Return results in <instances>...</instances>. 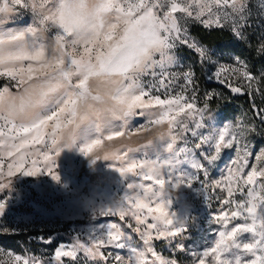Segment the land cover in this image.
<instances>
[{
	"label": "snow or ice",
	"instance_id": "1",
	"mask_svg": "<svg viewBox=\"0 0 264 264\" xmlns=\"http://www.w3.org/2000/svg\"><path fill=\"white\" fill-rule=\"evenodd\" d=\"M12 4L18 9H30L34 21L24 29L0 35V76L23 85L18 95L12 94L8 88L0 92V120L4 121V127L10 124L12 129L18 128V132H34L33 141L40 143L44 139L41 130L48 121L55 119L56 128H59L60 118L67 112L70 117L67 123L74 125L64 133L63 144H68L78 126L72 119L77 117L78 112L79 122L89 121L96 124L97 129L98 121L110 123L111 118L126 121L128 118L148 117V124L142 129L144 132H148L150 126L167 124V132L162 131L160 139L165 141V149L170 155L162 159L158 155L156 159L139 165L143 173L141 179L153 183L143 185L133 182L128 185L129 189H143V199L139 194L136 197L129 195L122 206L115 211L108 210L109 215H118L121 221L129 215L135 219L137 227L132 229L131 224L125 226L138 235L142 246H134L123 229L112 223L108 229L94 234L91 243L78 242L77 247L89 257L104 260L105 264L108 258L101 251L105 246L128 249L126 256L117 254L113 264H177L176 260L166 259L157 253L153 244L155 240L175 238L186 232V228L178 224L169 211H165L167 205L163 197L167 188L178 184L191 186L197 180L203 187L211 184L208 179L210 168L223 149L234 148L241 151L240 158L230 162L225 180H217L214 185L219 189L222 183L225 184L228 198L222 202L230 205L233 203V184L243 192L240 181L244 186L256 184L257 177L264 176V168L258 170L253 166L244 174L251 154L246 144H240V140L245 137L247 129L241 124L230 123L217 127L214 113L207 107L197 108L193 102L198 98L197 70L192 65L184 69L175 50L182 46L194 51L198 57L196 64L201 69H207L208 79L241 94V86H233L221 76L225 72H233L240 81L251 82L254 77L246 62L235 57L238 66L225 68L214 49L189 38V28L191 24L198 23L206 30L229 29L237 39H244V29L250 26L248 21L252 8L259 7L264 13V0H260L259 5H254L252 0H41L39 4L35 0L32 3L29 0H12ZM18 9L0 7V13L16 12ZM176 13L182 15L177 16ZM6 18L0 17V24ZM53 29H56L54 36ZM80 46H83V54L77 51ZM68 48L71 50H66ZM102 48L105 51H100ZM261 50L264 51V45ZM24 61H29L26 68ZM32 61L38 62L39 68H34ZM172 68L182 70L174 72ZM93 77H103L107 81L104 90L94 96L88 86ZM175 86H179L180 92L169 96ZM248 86H251L250 83ZM189 88L190 96L185 95ZM161 91L163 98L161 94H153ZM49 112L51 114H47ZM259 114L264 119V111ZM190 124L192 127H189ZM205 128L208 131H200ZM53 132L51 143L56 146L55 129ZM115 135L122 133L116 132ZM188 135L194 138L191 148L187 147ZM4 136V131L0 130V137ZM17 138L20 141L18 144L5 143L8 156H13L14 151L18 152L31 142L27 136L19 134L7 137V140ZM107 138L111 140L113 137L110 135ZM178 142L184 146L177 147ZM100 143V139H94L82 151L90 154L93 147ZM59 149L57 146L52 150L58 152ZM103 158L108 160L110 157L105 155ZM257 159L264 160V149ZM44 161L45 169L56 178L47 153L44 154ZM36 164L34 160L32 166L25 169L21 157L16 164L8 165V174L12 176L17 171L34 175L41 171ZM184 164L191 166L193 174L181 171ZM137 167L133 161L117 170L125 175ZM161 168L170 170L167 180L162 178ZM174 172H179L180 176H174ZM4 186L0 184V188ZM259 189L264 193V184ZM247 197V202L236 203L230 214L221 210L213 217L216 224L224 222L225 228L230 219H251L250 224L237 223L230 230L218 232L219 239L214 246L203 252V257L213 254L214 264H233L232 260L221 259L222 253H229L233 248L242 247L254 256L257 250L264 253V195L250 188ZM3 206L0 203V210ZM239 233H256L259 239L241 245L237 242ZM179 248L183 251L184 245L180 244ZM75 256V250L67 251L59 246L54 252L55 258L75 259ZM20 260V256L15 257L17 264ZM23 264H29V260L24 259ZM33 264H43V261H33ZM196 264H205V259L198 258ZM234 264H264V255L243 262L237 256Z\"/></svg>",
	"mask_w": 264,
	"mask_h": 264
},
{
	"label": "rangeland",
	"instance_id": "2",
	"mask_svg": "<svg viewBox=\"0 0 264 264\" xmlns=\"http://www.w3.org/2000/svg\"><path fill=\"white\" fill-rule=\"evenodd\" d=\"M33 0H29L32 3ZM41 0H35L39 4ZM254 5H259L260 0H252ZM17 8L12 4V0H0V7ZM177 16L182 15L176 13ZM0 17H7L0 24V35L7 31H18L33 24L34 14L30 9H18L16 12L0 13ZM249 27L244 29V40L254 51V58L260 60L264 56L261 50L264 45V13L260 12L259 7H253L249 18ZM205 30L198 23L191 24L189 28V38L203 44L197 38L199 30ZM230 33L231 37L236 38L232 31L224 29ZM56 29L52 30L54 36ZM204 45V44H203ZM215 50L221 58V64L225 68H236L234 58L246 62L248 70L252 73L254 79L251 82H242L233 72H225L221 79L229 81L233 86H241L245 92H252L260 101L264 100V66H254L244 57L235 53L218 50L216 46H208ZM66 50H71L70 48ZM77 51L83 54V46ZM105 51V49H100ZM176 56L186 69L189 65L196 68V77L198 83L197 99L193 101L197 108L207 107L215 114V125L223 127L225 124H241L247 132L245 137L240 140L241 145H247V151L251 154L247 160V167L244 174L250 171L253 166L257 169L264 168V160L257 159L264 149V144L258 139L260 135L259 125L250 113L247 112L244 105L238 100H234L232 94L218 91L215 88H206L200 79L202 72L208 76L207 69H201L196 64L197 59L193 60L195 54L190 53L188 48L179 47L175 50ZM95 55V52L92 53ZM47 56V53H46ZM252 62V61H251ZM29 61H24L23 66L26 68ZM34 68H39L36 61H32ZM174 72H180V68H172ZM2 71V69H0ZM36 75L33 74V79ZM147 79V78H145ZM25 80L27 76L25 74ZM75 82V81H74ZM127 83V81H125ZM181 83H183L181 81ZM250 83V87L248 86ZM107 81L103 78L93 77L89 80V89L93 92L103 91ZM5 88L12 94H19L23 85L11 81L6 76H0V92ZM179 86H175L174 92L169 96L179 93ZM161 94L163 98L162 91ZM185 95H191V88ZM209 96L211 99H209ZM144 99H147L145 97ZM96 103V102H93ZM156 111V109H150ZM47 114H51L50 112ZM67 112L60 118V127L56 128L55 119L48 121L47 125L41 130L44 139L40 143L33 141L36 133L25 134L12 129L9 124L4 127V121L0 120V130L4 131L5 136L0 137V184L5 185L0 188V203L3 209L0 210V264H17L16 256H20L19 264H23L24 259L33 261H43V264H105V261L99 257L92 258L80 251L77 247L78 242L91 243V237L116 223L121 227L124 233L130 237L131 242L136 247L142 246V241L132 230L137 227L135 219L130 215L125 221H121L118 215H109L108 210L115 211L125 203V197H136L138 194L143 199V189H129L128 185L133 182L147 185L152 181L141 179L143 173L139 165L150 162L159 155L161 159L170 155L165 149V141L160 139V133L167 132V124L150 126L148 132H144L143 126H147L148 117L123 119L111 118L110 123L98 121L99 129L96 124L89 121L79 122V112L77 117L72 118L78 126L75 127L74 138L68 144H63L64 133L68 128L74 127L69 125ZM189 127H192L190 124ZM57 136V145L53 146L51 141L53 130ZM200 131H208L207 128ZM116 132L122 135H115ZM27 136L29 144L13 153V156L7 155L5 143H20L19 139L7 140V137ZM112 136L109 140L107 137ZM100 139L101 143L95 147L90 154H85L82 149L94 139ZM189 143L187 147L191 148L194 138L188 135ZM59 146L58 152L52 150ZM177 147L184 146L179 143ZM47 153L52 161L51 167L55 177L49 174L45 169L44 154ZM125 153L127 155H125ZM107 155L108 160L103 157ZM240 150L234 148H225L219 154V158L210 168L208 179L211 184L203 187L200 181H194L191 186L178 184L169 186L164 194L163 200L167 205L165 211H169L178 224L186 228L182 236L175 238L161 239L153 241L155 251L166 259H174L177 264H196L198 258H204L205 264H214L213 254L203 257V252L209 250L216 240L219 239L218 232L230 230L237 223H251V219L245 221L243 218L229 220L227 228L224 222L216 224L213 217L221 210L231 213L235 209L236 203L247 202V192L250 188L257 190V194L264 195L260 192L259 186L264 184V176L257 177V183L254 185H243L244 191L240 192L233 184L234 195L233 203L225 205L222 201L227 199L226 186L215 188L217 180L224 181L226 177V168L233 159H239ZM99 156L100 158H97ZM199 158V152L196 153ZM23 158L25 169L32 166V161H37L36 167L41 171L34 175H26L14 171L12 176L8 174V165L16 164ZM120 157V158H117ZM135 162L138 167L133 172H127L122 175L117 168L127 167L131 162ZM147 171V169H145ZM166 168H161L162 178L168 179ZM181 171L193 174L192 168L188 164L182 166ZM174 176H180L179 172H174ZM154 188L158 186L154 185ZM147 202V201H146ZM155 207V202L152 203ZM259 212L257 209L259 223ZM247 215V213H245ZM149 222L152 220L149 218ZM131 224L132 229L126 227ZM142 227V226H141ZM217 233V234H216ZM106 239V236L104 237ZM259 239L256 233H239L237 242L243 243L255 242ZM184 245L181 251L179 245ZM58 246L67 251H76L75 259L72 257L55 258L54 252ZM108 258L107 264H113V258L119 254L126 256L128 249H119L105 246L101 249ZM264 255L259 250L256 256ZM239 256L241 261H249L256 258L252 253H247L241 247L233 248L229 253H222L221 259L234 261ZM151 260L152 257L149 256Z\"/></svg>",
	"mask_w": 264,
	"mask_h": 264
},
{
	"label": "trees",
	"instance_id": "3",
	"mask_svg": "<svg viewBox=\"0 0 264 264\" xmlns=\"http://www.w3.org/2000/svg\"><path fill=\"white\" fill-rule=\"evenodd\" d=\"M197 38L204 44L208 46H216L218 50L222 49L224 51L231 52L232 54L235 53L238 56L244 57L249 63H252L255 67L256 66H264V56L260 60H256L254 58V51L249 47V44L244 40L237 39L230 36V33L221 30V29H212V30H199L197 32ZM190 53L195 54L193 60L197 59V54L190 50ZM252 61V62H251ZM202 80L203 84L207 88H215L218 91L227 92L232 94L234 100H238L241 102L242 105L245 106L248 113H250L251 117L255 119L257 124L259 125V132L260 135L258 139L261 140L262 144H264V119H262L261 115L259 114L261 111H264V100L260 101L258 97H256L252 92H245L242 90L241 94H237L231 91L229 87L223 84H219L216 80L208 79V76L202 72L199 76ZM91 95H96V92L91 91Z\"/></svg>",
	"mask_w": 264,
	"mask_h": 264
}]
</instances>
